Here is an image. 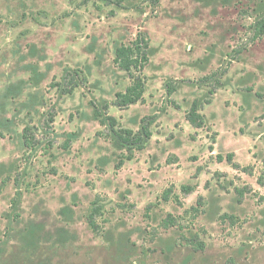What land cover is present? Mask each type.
I'll return each mask as SVG.
<instances>
[{"label":"rangeland","instance_id":"rangeland-1","mask_svg":"<svg viewBox=\"0 0 264 264\" xmlns=\"http://www.w3.org/2000/svg\"><path fill=\"white\" fill-rule=\"evenodd\" d=\"M263 16L264 0H0V264H264ZM139 32L144 102L120 109L114 51ZM95 109L116 134L153 118L145 149L125 159ZM231 153L238 170L217 162Z\"/></svg>","mask_w":264,"mask_h":264},{"label":"trees","instance_id":"trees-1","mask_svg":"<svg viewBox=\"0 0 264 264\" xmlns=\"http://www.w3.org/2000/svg\"><path fill=\"white\" fill-rule=\"evenodd\" d=\"M264 35V16L259 19L254 27V38L259 39ZM150 40L149 37L139 32L137 33L135 39L129 43V45H120L116 47L114 51V59L113 64L128 74L129 79L131 80V84L126 88L124 92H119L115 94L114 106L120 109L128 108L131 105L136 103L144 102V93H145V78L142 75L144 68L149 63L148 49H149ZM136 74V75H135ZM174 89L168 90L169 93H172ZM71 93L67 91L66 94ZM210 95H213L214 92L210 91ZM207 104L210 103V100L206 101ZM104 110H108V106L104 105ZM200 105L197 101L192 103L190 110L186 113V121L196 129H200L204 126V118L199 112ZM95 116L100 118L99 122L102 126H108L109 129L115 133V135L122 141L123 144L126 145V149L130 152V154L125 158L127 160L132 159L133 151L140 152L145 149L146 144L152 138V132L150 130V126L153 124V118L143 119L141 122L140 129L137 132H133L129 129H120V132L116 134L115 129L117 128V120L106 114L103 118L102 115L95 109ZM73 137V135H70ZM23 142L25 147L34 148L35 142L33 141L31 134L29 133V129L25 128L23 131ZM70 140L67 141L64 145V149H68ZM124 158H121L116 165V169H120L124 163ZM217 162L222 163L226 161L229 165H231L234 169H239L238 164L233 162L234 154H228L226 157H222L221 155H217ZM199 170L197 171V173ZM264 185V183H261ZM182 193L189 195L194 192V187L190 185L181 186ZM170 189H167L162 194L161 198L164 202L169 200ZM240 196H242L243 192L241 190L237 191ZM191 210L198 214V210L196 208H191ZM89 226L91 229L96 232L97 225L95 224L93 218L89 220Z\"/></svg>","mask_w":264,"mask_h":264},{"label":"crops","instance_id":"crops-1","mask_svg":"<svg viewBox=\"0 0 264 264\" xmlns=\"http://www.w3.org/2000/svg\"><path fill=\"white\" fill-rule=\"evenodd\" d=\"M149 143V142H148Z\"/></svg>","mask_w":264,"mask_h":264}]
</instances>
